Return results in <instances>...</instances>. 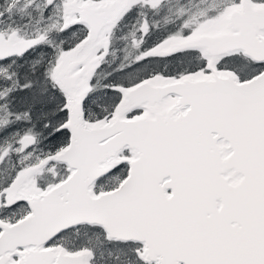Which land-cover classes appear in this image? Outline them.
<instances>
[{
  "label": "snow or ice",
  "instance_id": "1",
  "mask_svg": "<svg viewBox=\"0 0 264 264\" xmlns=\"http://www.w3.org/2000/svg\"><path fill=\"white\" fill-rule=\"evenodd\" d=\"M0 264H264V0H0Z\"/></svg>",
  "mask_w": 264,
  "mask_h": 264
}]
</instances>
